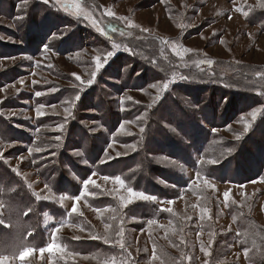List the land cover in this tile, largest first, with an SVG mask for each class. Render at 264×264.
<instances>
[{
	"label": "rangeland",
	"instance_id": "rangeland-1",
	"mask_svg": "<svg viewBox=\"0 0 264 264\" xmlns=\"http://www.w3.org/2000/svg\"><path fill=\"white\" fill-rule=\"evenodd\" d=\"M5 1H9V3L1 6ZM13 1L16 5L17 14L21 18L24 17V13L28 14L27 8L30 0H11V2ZM36 1L39 3L43 2V0ZM54 2L55 0H49L52 5ZM73 2L80 3L84 11L90 13L98 21L103 33L93 27L89 20L83 21L81 28L91 35H98L100 38H104L108 42L110 51H115V55L99 70V72L103 71L101 75L108 72V69H110L109 64L117 58L123 55H127L128 58L135 57L136 54L133 55L134 51L132 50L136 47H143L147 54H151V57L161 59L159 60L160 70L157 68L158 66L152 65L157 69L154 75L156 81L150 82V84L143 86L140 90L125 89L123 86L134 84V77H140L143 74L141 69H144V67L138 68L140 71L137 76H124L122 82H116L117 85L119 83L121 85L118 88V91H120L119 96H115L114 100L117 101L121 111H124L125 106L129 103L156 108L158 105L160 106L163 99H166V96L175 92L174 87L177 86L187 88L188 92L195 89L197 92L194 94L196 96L198 94V102L203 104L204 107L206 105V109L210 110L209 93L212 90L215 95L218 94L217 98L222 94L224 99L223 104H220L221 113L216 122L217 126L200 123L192 128V130L200 133L199 140L207 141L209 145L212 144L213 146L204 153L206 155L204 159H218L221 162L227 157L228 164L235 157V152L238 150L242 152V159L232 160V163L226 164L225 172L220 170L223 164L221 166H218V164L209 166L213 169L216 168L213 173H210L212 178H207L206 172L197 171L194 168L191 170L181 167L179 161L175 159H167L165 158L166 156H161L157 159L152 157L160 167L184 172L186 179L193 185L188 190L189 192H181L178 195L179 198L171 200L174 201L172 204H168L167 200L164 202L150 201L158 209V215L169 214L167 217L171 216L169 222L162 220L143 228L141 224L130 226L133 221L125 217L121 226L124 230L123 238L126 240L125 247L127 248V257L124 258L125 264H161L159 254L164 253V247L168 250L172 248L167 245L160 247L152 245V238L164 242L165 238L173 236V233L178 228L174 220L175 218L182 219V217H184L185 224L188 221L190 223L189 232H186L185 235L186 246L189 249V253L185 254L188 264H211L213 259L216 264H264L261 246L258 248L260 251L259 255H253V252V254L248 256L247 247L236 242L231 246L228 245L229 247L227 246V250L222 254L218 252V248L216 251L218 258H216L213 252L215 236L212 233L218 229L220 234L229 232L233 235L235 219L229 214L231 205L239 206L247 214H250L260 227L264 228V177H262L263 173L259 171L261 163L264 162V147L262 150L255 152L250 146L246 145L251 139L256 140V146L259 144L258 139H256L257 136L249 134L259 119H262L264 126V115H258L255 122H252L249 115L256 108H264V95L261 94L264 93V78L257 75V73L264 74V26H262L264 24L261 23L262 25H259L257 22L261 19L255 15L256 9L264 8V0H73ZM9 5L10 0H0V54L6 55V59H0V75H3V71L9 70L19 63L27 64L30 67L23 68V65L20 67L21 72L25 76L24 79L14 84H4L0 87V125L3 119L5 125L12 128V130H9L3 126L9 133V138L0 137V153L3 154L2 158H0V163L9 170H17L19 176L25 179L26 186L30 190L46 195L48 192L45 189V180L37 177L36 170L26 169L25 167L24 159H28L31 153L29 152L30 155L28 153L22 154V149L27 148V142H30L31 136L34 135V132L29 128H35L37 132L41 130L47 131L39 128V125L47 117L65 115V111L62 108L50 106L54 104L56 99L51 98L52 91H47L48 87L58 85L60 88L78 89L82 82L86 83L92 72H94L93 67H88L85 64L96 66V57L99 56L101 62H103L106 55H98L93 50L83 49L82 46L77 47L80 51L79 55L73 52V48L62 54L52 50L45 53L44 50L41 51L39 48V44L44 38L42 36H38L32 41L31 37L27 42L21 41V38H24V33L19 31L16 38L13 35L17 30L14 25L16 22L6 16L5 10H11ZM52 7L72 19L83 18L82 16L77 18L75 15L65 12L59 5ZM237 8L241 9V11H236ZM109 10L114 12L116 17H128L139 27L126 28L125 24L120 20L106 15ZM245 12L247 15H244ZM18 20L20 21L21 19ZM113 28L117 31L113 32ZM141 29H147L148 31L144 32ZM63 32L66 34L61 37L62 39L71 38L76 40L77 36L80 35V29L75 28L73 22L69 24V27H64ZM162 40L169 41V45L162 44ZM172 42L192 51L184 54L183 59H181L171 51L170 45ZM56 43L53 42L51 45L53 46ZM114 45H119L118 50L114 49ZM125 46L129 50L126 51ZM20 50L24 53H20ZM156 54L157 56L159 55V58L155 56ZM142 59L146 60V58ZM208 59H211L214 63L209 65L203 62ZM82 60H84V63ZM126 62H128L127 59L121 60V66ZM153 63L157 62L153 61ZM80 64H84L83 68L80 67ZM107 65L109 66L106 68ZM166 71L168 72L165 73ZM77 76L80 77L79 80ZM181 76H185L188 79L182 80ZM172 79L175 80V83L170 85V88L163 93H159L158 88L151 87L153 84L162 86L165 81ZM206 86L211 89H206ZM36 90H39L38 92L42 94L37 96ZM206 90L210 91L206 92ZM199 91H202L204 95L198 93ZM183 94L185 93L180 92L178 97L187 104H183V107L196 109L191 106L193 104L187 102L186 96ZM19 95H22L25 100L17 98ZM200 95H202L201 98L199 97ZM31 96L35 100L41 99V102L36 103L31 99ZM218 102L220 103V101H217V105L220 106ZM40 105L44 106L41 109L43 115L37 116V108ZM86 106L84 101H82L80 107L85 109ZM204 107L201 110H204ZM92 112L90 110L84 113L91 114ZM106 113L110 115L108 112ZM242 117L243 119H241ZM169 118L175 122L174 125L177 127L181 126L183 128L188 123L184 121L182 114L178 110L171 112V115L169 113ZM202 118L204 119L205 115ZM104 119H106L105 116ZM120 121L123 127L118 132L119 136L122 135L129 138L131 134H134V136L143 135L144 131L141 132L140 128L145 130L144 124L139 128L138 125L133 126L129 120ZM160 121L162 122L161 129H164L162 131L165 135L175 141H184L183 144L187 145V147L182 148L187 150L188 156H194V160L198 162L197 153L199 152V146L196 145L195 140L191 139L186 130L183 133L185 139H181L175 132L174 126L168 120L166 121L162 118ZM21 122L29 125V128L22 125ZM142 122H145V117ZM245 122L251 123V128L247 133H244ZM93 124L95 123H92L91 126ZM98 130L101 131L102 128L99 127ZM48 131L51 132L52 129ZM92 131L96 132V130ZM17 132H24V134L20 135ZM150 135L151 133L148 134V136ZM208 135L210 138L211 136L216 137L213 143L210 142ZM238 135L240 139L236 138ZM157 138L160 139L159 137ZM157 138L154 140L159 141ZM11 139H15V141L10 142ZM17 139H21L24 143L19 142ZM217 144H228V147L216 152L217 149L214 145ZM136 149L137 146L135 145L116 146V143H114L112 147L106 149L103 163L106 167L107 162L110 163L112 160H119L122 157H133ZM171 161L176 162L175 166ZM198 164L200 165V163ZM197 172H200L201 175L199 179L196 177ZM118 173H116V170H107L104 175L115 177L119 176L115 175ZM103 177L94 173L90 178L98 180V184L103 189L114 193L118 199L121 195L127 196L126 189L115 185L111 179L105 181ZM203 178H207L212 187L206 186L203 183ZM55 185L57 183H54L51 187L52 192ZM241 185L243 186L241 187ZM1 191L6 192L7 190ZM226 191H230L228 201H225L224 198ZM53 194V200L49 202L53 207V215L47 213L52 219L46 224L43 213L36 220H33L35 225L32 223L29 225L31 232L37 234L35 237L25 241L21 240L20 232L13 224L7 226V228L11 229L9 234L2 233L0 235V256L7 258L5 264H64L67 257L74 261L78 259L77 261L87 264L90 262L88 257L76 256L68 251H71V248L77 249L78 246H71L70 248V246H63L64 242L70 239L74 243H80L81 240L90 237V232L93 229H95L97 235L103 238L111 237L112 225L106 224L109 222L104 220V213L106 212L98 213L90 209L87 214L85 212L87 209L83 208V213L88 220V226L86 227L81 225L71 226L67 219H65L66 223H60L59 221L63 220L62 218L68 216L67 213L73 207L74 200L71 198L73 196L67 193L70 198L61 205L58 199L59 195ZM3 196H6L5 202L7 203L3 208H0V219L12 221L7 212L8 202L11 201V193H1L0 201ZM208 199H212L217 204L215 219L212 221L208 220L206 227H196L194 224L197 221L202 222V208L208 210L204 217L211 213L209 208H207ZM135 202L143 204L145 201L137 199ZM83 205L84 203L79 202L77 204V206L82 207ZM12 207H14V204H12ZM166 208H172L173 211L161 210ZM81 211L82 208H78L76 214L78 215ZM79 217L83 218L82 216ZM109 219L112 220V216ZM5 223L3 221L0 226L5 227ZM63 225H66V227H63ZM105 225H110L111 227L106 229ZM56 228L60 230L56 232L55 241H53L51 233ZM41 235L44 238L39 237ZM247 235H250V233L245 236ZM76 237H79V239ZM248 237H246L247 242ZM246 241L244 240L245 244H247ZM53 242L63 251H45L41 255L39 249L41 247L46 248L49 243ZM83 246L84 244H82ZM25 247H32L35 251L21 261L18 259V254ZM154 256L155 259L153 258Z\"/></svg>",
	"mask_w": 264,
	"mask_h": 264
},
{
	"label": "trees",
	"instance_id": "trees-1",
	"mask_svg": "<svg viewBox=\"0 0 264 264\" xmlns=\"http://www.w3.org/2000/svg\"><path fill=\"white\" fill-rule=\"evenodd\" d=\"M5 3L8 4L9 1H5L1 6H4ZM52 6L51 3L46 4L44 2L39 3L36 0H30V4L27 8L29 12L28 14L24 13V17L21 18L17 14L15 2H11L10 0L9 8L11 10L5 11L7 14L6 16L16 22L14 25L17 30L13 35L16 37L19 31L24 33V38H21V41L24 42H27L30 37L31 41L38 36L44 37L43 40H41L43 43L41 42L39 44L41 51L44 50V44L51 45L53 42L57 43L52 46V51L60 54L66 53V51L71 48L74 49V53H80L77 48L78 46H82L83 49L93 50L98 55H106L107 52L110 51L108 42L104 38L102 39L98 35H91L81 28L82 23L85 22L84 18L77 20L72 19L63 14L60 10H55ZM255 15L257 18L261 19L257 23H259V25L264 24V8L256 9ZM18 19L21 20L19 21ZM71 22L74 23L75 28L80 29V35L77 36L76 40H72L71 38L54 40L52 38V34L59 35V32H63L64 27H69ZM48 28H51V33H49L48 36H45V32L48 31ZM24 46H26V44H24ZM132 51H134L133 55L136 54L135 57L128 58L127 55H123L125 57L122 56L117 58L109 64L110 66H106V68L109 66L110 69H108V72L104 75H101L103 74V71L99 72L94 78L91 75L87 81L93 79V83L91 86H88L87 83L81 85L83 91L80 90L81 86L78 89L68 87L60 88L58 85L48 87L47 91H52L51 98L56 99L54 104L50 106L62 108L65 111V115L47 117L44 122L39 125L40 129H45L47 131L41 130L37 132L35 128H29V125L21 122L22 125L28 127L34 132V135L31 136L30 142H27V148L22 149V154L28 153V155H30L31 153L28 159H24L25 167L26 169L36 170L37 177L45 180V184L47 183L49 188H51L54 183H57L53 188V193L57 195L67 193H70L71 196L79 195L80 192L83 191V181L85 179H91L90 177L94 173L103 177L105 176L104 172L107 170H116V173H119L115 175L121 176L127 187H131L137 192H143L154 196L156 197L155 201L157 202L175 200L179 198L178 195L181 192L187 193L186 191L192 188L193 183L186 179L184 172L171 169L167 170L166 168L157 165L152 159V157L157 159L161 156H166L165 158L167 159H175L179 161L181 167L191 170L194 168L197 171L206 172L207 178H212L210 173H213L216 168L213 169L208 165H199V162L194 160V156H188L187 150L182 148L187 147V145L183 144L184 141L179 142L172 138H168L163 132L164 129H161L162 122L160 120H162V118L166 121L168 120V122L174 126L175 132L181 137V139H185L183 133L184 130H186L191 139L195 140L196 145L199 146V152L197 153L198 160L205 158L206 155L204 153L213 146L212 144L209 145L207 141L199 140L201 136L200 133L196 130H192V128L198 126L200 123H206L209 126H217L216 122L221 113L220 104H223L224 102L222 94L217 98L218 94L215 95L214 91L206 90V92L210 91V95H208L210 96L209 101H211V109L207 110L206 105L204 107L203 104L198 102V94L197 96L194 94L197 92L195 89H193L194 91L188 92L186 90L187 88L177 86L174 87L175 92H172V95L166 96V99H163L160 106L158 105L156 108H149L145 105L137 106L129 103L125 106V110L121 111L117 101L114 100L115 96H119L120 91H118V88H120L121 85L120 83L117 85L116 82H122L124 76H137V73L140 71L138 68L144 67V69H141V71L143 70V74L140 77H134V84L123 86L125 89L140 90L143 86L150 84V82L156 81L154 75L156 74L157 69L152 65L158 66L157 68L159 70L161 67V65L159 66V60H161L159 55L157 56L156 54L155 56L159 59H155L151 57V54H147L143 47H136ZM20 53L24 52L20 50ZM5 56L6 55L0 54V59H6ZM142 58H146V60ZM126 59L128 62L121 66V60ZM82 61L84 63V60ZM153 61L157 63H153ZM83 65L84 64H80V67L83 68ZM85 65L93 67L94 71H96V66L88 63ZM21 66L23 68L30 67L27 64L19 63L13 68L3 71V75H0V87L4 84L10 85L24 79L25 76L20 70ZM167 72L168 71L165 73ZM206 89L211 88H207L206 86ZM36 91L38 92L39 90ZM180 92L185 93L183 95L186 96L187 102L193 104L191 106L196 109H186L183 107V104L186 103L178 98ZM198 93L202 94V91H199ZM77 95L80 97L78 101L75 99ZM202 95H204V93ZM202 95L199 97L201 98ZM17 98L25 100L22 95H19ZM31 99L36 103L41 102V99L35 100L33 96H31ZM82 101L87 105L85 109L80 107ZM217 101H220V103L218 102L220 106L217 105ZM202 107H204V110H201ZM90 110L93 111L91 114L84 113L85 111ZM177 110L182 114L184 121L188 122L183 128L174 125L175 122L169 118V113L171 115V112ZM106 112L110 115H107ZM203 115H205L204 119L202 118ZM104 116L107 120L104 119ZM144 117L145 122H142ZM120 120H129L133 126L138 125L139 128L144 124L145 130L143 135L134 136V134H131V137L129 138H127V136H119L118 132L123 127ZM92 123L95 124L91 126ZM3 126L12 130V128L5 125V121L2 119L0 125V137L9 138V133ZM218 126H220V124H218ZM99 127L102 128L101 131L98 130ZM50 129H52L51 132L48 131ZM91 130H96V132H91ZM17 133L20 135L24 134V132ZM149 133H151L150 136H148ZM254 134L257 136L256 139H258L259 144L256 146V140L251 139L246 145L250 146V148L256 152L262 150L264 147V126L262 124V119H259L258 122H256L255 127L250 131L249 135ZM209 135L208 138L210 142L213 143L216 137L211 136L210 138ZM56 137H59V140H57ZM156 138L159 141L154 140ZM17 140L24 143L21 139ZM13 141H15V139L10 140V142ZM114 143H116V146H137L135 156L112 160L110 163L107 162L105 167L103 162L105 161L104 156L106 154V149L112 147ZM214 147H216V152H218L224 150V148L226 149L228 144H217L214 145ZM37 148L40 149V151H35ZM76 152H80L82 155L77 156L75 154ZM241 155V150H238L235 152V157L232 160H241ZM226 158L218 164V166L223 164L220 167L221 172H225L226 166L229 165V163H232L231 160L227 164L228 160ZM259 171L263 173L262 177H264V162L261 163ZM24 180L25 179L19 176L17 171L9 170L0 163V194L11 193V201L8 202L9 207H7V212L12 220H3L6 222V225L5 227L0 226V235L2 233L9 234L11 229L7 228V226L13 224L20 232V237L23 241L29 240L31 237L37 235L36 233H32L29 228L31 223L35 225L33 220H36V218L43 213H51L53 215V207L50 205V201H37L34 198L35 192L26 186ZM96 182L98 184L99 181L96 180ZM1 190L7 191L3 192ZM87 191L90 195L82 196L79 201V203H84L83 207L77 206L78 208H82V215L80 213H78V215L83 218H80L76 213H73L71 214L72 217L66 216L62 218L63 220L59 221L60 223H66L65 219H67V222L71 226L81 225L82 227H86L88 226V220L83 213V208L87 209L85 211L87 214L90 209L94 211H96V209L105 208L116 210L114 213L108 211L104 213V220L109 222L105 223L112 225L109 243H105L104 238L97 235L95 229L90 232L89 238L81 240L80 243L76 242V244L70 239L64 242L63 246H70V248L71 246H78L77 249L71 248V251H68L76 256L88 257L90 262L87 264H125L124 258L127 257V248H120L119 245L115 243L116 240L120 239L116 234L119 232V229L122 226L121 221L123 222L125 217L128 220L133 221L130 226L141 224V227L143 228L149 226V220H155L156 223L162 220H166L167 222L171 220V216L167 217L169 214L164 216L158 215V209H156L150 201H145L143 204L132 202L123 209V207H121L122 202L120 199H118L114 193H110L103 189L100 185L99 187L89 185ZM5 199L6 196L1 198L4 205L7 203L5 202ZM207 203V208H209L211 213L207 217H204L202 222L197 221L194 224L196 227H206L208 220L212 221L215 219L217 204L212 199H208ZM12 204H14V207H12ZM30 207L34 208V211L28 215H24ZM229 214L235 219V230L233 235L229 232L220 234L218 229L212 232L215 236L213 249L214 256L218 258L216 252L218 248V252L222 254L227 250L229 247L228 245L231 246L232 244H235V242L244 244L247 247L246 250H248V256L253 254V252V255H259V246L262 247L264 255V228L260 227L255 219L239 206L231 205ZM113 215L117 218L112 220L109 219V217H113ZM209 216L211 218H209ZM174 221L178 228L173 233V236L165 238L164 242L152 238V245H156L157 247L167 245L172 248L168 250L164 247V253L159 254V261L161 264H188L185 254L189 253V249H187L186 246L187 241L185 240V235L186 232H189L188 229L190 223L188 221L185 224L184 217H182V219L175 218ZM63 227H66V225H63ZM29 232H31L32 235H28ZM248 233H250V235H247L249 236L247 242V236L245 235ZM39 237L44 238L43 235ZM244 240L247 244L244 243ZM125 241V238H123L124 245ZM82 244H84L83 247ZM241 246L243 247V245ZM85 247H87V249H85ZM77 260L74 261L67 257L64 264H86ZM211 264H216L214 259Z\"/></svg>",
	"mask_w": 264,
	"mask_h": 264
},
{
	"label": "snow or ice",
	"instance_id": "snow-or-ice-1",
	"mask_svg": "<svg viewBox=\"0 0 264 264\" xmlns=\"http://www.w3.org/2000/svg\"><path fill=\"white\" fill-rule=\"evenodd\" d=\"M44 3H49V0H43ZM56 5H59L60 8H62L65 12H69L73 15H75L77 18L79 17H83L85 20H89L90 23L92 24L93 27H96L98 31H100L101 33H103V29L99 27V24H98V21H96L90 13H86L84 11V8L82 7V5L80 3H74L73 0H63V2H61V0H55L53 6L55 7ZM236 11H241V9L237 8ZM106 15L108 17H112V18H115V19H118L120 20L122 23L125 24V27L128 28V29H133V28H138L139 26L134 24L133 21L131 19H129L128 17H116L115 13L112 12V11H107L106 12ZM244 15H247V13L245 12ZM117 31L115 28H113V32ZM141 31H144V32H147L148 30L147 29H141ZM49 33H51V28H48V31L45 32V36H48ZM66 33L64 32H61L59 35L57 34H52V38L55 40V39H60L63 35H65ZM123 34V33H122ZM223 42V41H221ZM43 43V41H42ZM162 44L164 45H169V41L167 40H162L161 41ZM114 49H117L119 48V45H114L113 46ZM171 47V51L178 57H180L181 59H183V55L186 54V53H189L191 52L192 50L191 49H188L186 47H182L181 45H178L176 44L175 42H172V44L170 45ZM52 50V45L50 44H44V51L45 53H48ZM125 50H129L126 46H125ZM77 55H79V53H77ZM115 55V51H108L106 56L104 57L103 59V62H101V59L99 56L96 57V71H94L92 73V77L94 78L97 73L99 72V70L101 68L104 67L105 64H107L108 60L113 57ZM203 62H206L207 64L211 65L214 63V61H212L211 59H208L206 61H203ZM257 75L261 76V78H264V74L262 73H257ZM77 79L79 80L80 77L77 76ZM181 79L182 80H187L188 78L185 77V76H181ZM22 83V81H21ZM84 82H82V85H83ZM87 85L88 86H91V84L93 83V79H89L87 82ZM173 83H175V80L172 79V80H167L165 81L162 86L161 85H156V84H153L151 85V87H156L158 88V91L159 93H163L165 91H167L169 88H170V85H172ZM81 91H83V87L81 86L80 88ZM42 93L40 92H37L36 95L37 96H40ZM262 95H264V93H261ZM79 95H77L75 97V99L78 101L79 100ZM129 99H131L129 97ZM44 106L43 105H40L38 108H37V116H40V115H43V112L41 111V109L43 108ZM54 107V106H53ZM67 111V110H66ZM249 115L251 116V120L252 122H255V120L257 119L258 115H264V108H256L255 110L251 111L249 113ZM243 119V117L241 118ZM62 128V126H61ZM251 128V123L249 122H245L244 123V133H247ZM144 129L141 128V132H143ZM237 139H240V136L238 135L236 137ZM57 140H59V137H56ZM35 151H40V149H35ZM31 152V150H30ZM77 156H80L82 155V153L80 152H76L75 153ZM3 154L0 153V158H2ZM86 162V161H85ZM201 165H208V166H215L217 164L220 163V160L218 159H204V158H201L199 161H198ZM171 163L175 166L176 162L175 161H171ZM12 171H17L15 169H12ZM94 175V174H93ZM196 177L199 179L201 178V175H200V172H197L196 173ZM103 179L105 181H108V180H112V182L115 184V185H119L120 188L122 189H126V192H127V196H119V199L120 201L122 202L121 204V207H125L127 206V204L129 203H132L134 202L135 200L139 199V200H143V201H154L156 200V197L154 196H151V195H148V194H145L143 192H137L135 191L134 189H132L131 187H127L126 184H125V181L120 177V176H115V177H108V176H104ZM203 183L206 185V186H210L212 187V185L209 184V180L207 178H203ZM89 185H92L94 187H99V185L97 184L96 180L94 179H85L83 181V191L80 192L79 195H75L73 197H71L73 200H74V204H73V207L71 208L70 212L67 213V215L70 217L71 214L73 213H77L78 212V207H77V204L78 202L80 201L81 197L82 196H85V195H90V193H88V187ZM243 185H241L242 187ZM45 189H47V192L48 194L46 195H41V193L37 192V193H34V198L37 200V201H52L53 200V192H52V189L49 188L48 184L46 183L45 184ZM70 197L67 195V194H61L59 195L58 199H59V202L61 205H63V202L67 199H69ZM224 198H225V201H228L229 198H230V191H226L224 193ZM234 202V201H233ZM168 204H172L174 203V201H167ZM4 207V203L3 201H0V208H3ZM162 211H167V212H172V208H166V209H161ZM32 211H34V208H28L27 211L24 213V215H28L29 213H31ZM96 211L98 213H102V212H115L116 210L115 209H111V208H105V209H96ZM208 212V210L206 208H202L201 209V219L204 218V214ZM82 215V213H80ZM45 216V220L44 222L47 224L52 218L48 216L47 213L44 214ZM117 217L115 215H113L112 219H116ZM190 219V217H188ZM209 218H211L209 216ZM0 223H3V220L0 219ZM122 223V221H121ZM148 224L149 226L153 225V224H156V221L155 220H149L148 221ZM111 227L110 225H105V228H109ZM163 227V226H161ZM60 229L59 228H56L55 231H53L51 233L52 237H53V241H55V237H56V232H58ZM82 230V229H81ZM230 230V229H229ZM123 228L121 227L119 229V232H117V236L120 237V239L116 240L115 243L119 245L120 248H124L125 245H124V242H123ZM28 235H32L31 232L28 233ZM77 239H79V237H76ZM93 238H97V237H93ZM104 242L105 243H109V238L108 237H104ZM54 250H57V251H63V249L59 248L58 245L53 242V243H49L47 245L46 248L44 247H41L39 249L41 255H43V253L45 251H48V252H52ZM203 250V249H202ZM35 251L34 248L32 247H25L23 248L22 251L19 252L18 254V259H20L21 261H23L26 257H29L33 252ZM155 259V256L153 257ZM6 257H3V256H0V264H5V261H6Z\"/></svg>",
	"mask_w": 264,
	"mask_h": 264
}]
</instances>
